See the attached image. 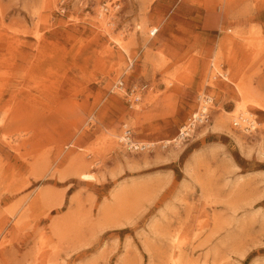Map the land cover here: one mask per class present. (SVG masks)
Here are the masks:
<instances>
[{
  "label": "rangeland",
  "instance_id": "obj_1",
  "mask_svg": "<svg viewBox=\"0 0 264 264\" xmlns=\"http://www.w3.org/2000/svg\"><path fill=\"white\" fill-rule=\"evenodd\" d=\"M241 83L264 105V0H0V264H264Z\"/></svg>",
  "mask_w": 264,
  "mask_h": 264
},
{
  "label": "bare ground",
  "instance_id": "obj_2",
  "mask_svg": "<svg viewBox=\"0 0 264 264\" xmlns=\"http://www.w3.org/2000/svg\"><path fill=\"white\" fill-rule=\"evenodd\" d=\"M105 8L106 7H104L103 9H100V12H99V17L102 19V21H107L106 19H104L106 17L105 16L106 14L104 12L106 10ZM116 40H117V38H116ZM117 43H118V45H120V48L122 47V49L125 52L128 51L127 46L124 45V43L121 40H119V38L117 40ZM212 66H213L212 74H214L213 73V71H214L215 73H217L216 76L221 74V76H223L225 78L227 77L226 73L221 70L220 64L213 62ZM213 76H215V75H213ZM244 86H246V85H243V87ZM243 87H239L238 86V91H237L238 94L237 95H238L239 100L237 101V103L235 105V109L232 112H226L227 113L226 118H228L229 120L232 119V122L234 124H236V125H240L241 129H245L246 130V128H249V130H250V128H251L254 131V130H256V128H258V126H257L258 122L256 121L255 113H253L251 109H252V107L254 108L255 106L256 107L258 106L260 108H264V105H262L261 103L258 102V95L252 89V87H250L249 89L245 88V87L243 88ZM200 97H201V107H200V110L198 112H196V114L191 117V121H192L191 124L194 123L193 120H195V121H203V119L207 115V113L210 110V108H212V104H211L212 103L211 102L212 98L210 96L206 97L205 94H202V95H200ZM108 134L111 137L113 135V133H108ZM179 138H181V137H179ZM119 140L120 141L124 140L125 144H128L127 141H129L131 146L130 145H128V146L131 147V148H134V147L139 148V146H142V147L144 146V148H145L146 146H149V145L152 146L154 144L153 142H144L142 144L138 143V142H134L133 139H130L129 135L127 137L120 136ZM172 141L171 140H166V142H168V143L172 142ZM175 142H177V140Z\"/></svg>",
  "mask_w": 264,
  "mask_h": 264
},
{
  "label": "built area",
  "instance_id": "obj_3",
  "mask_svg": "<svg viewBox=\"0 0 264 264\" xmlns=\"http://www.w3.org/2000/svg\"><path fill=\"white\" fill-rule=\"evenodd\" d=\"M158 31H159V29H157V30H154L153 32H151V34H152V36H155L157 33H158ZM201 105V100H200V97H199V106H198V109H197V111L200 109V106ZM196 111V112H197ZM208 115H209V113L205 116V118L203 119V121L205 120V119H207V117H208ZM191 118V117H190ZM189 121H191V119H189ZM194 122H197L196 123V125L198 124V123H200V122H202V121H195V120H193ZM189 125H190V123H188ZM188 125V126H189ZM196 125L195 126H193L192 124L190 125V129L193 127V129L192 130H194L195 129V127H196ZM192 130H190V132L192 131ZM185 132V133H184ZM189 130H188V127H187V129H185V130H183V129H181V135H182V137H186V136H189Z\"/></svg>",
  "mask_w": 264,
  "mask_h": 264
}]
</instances>
